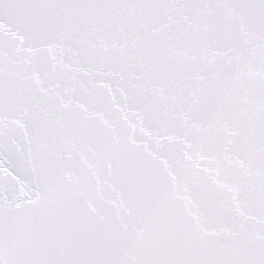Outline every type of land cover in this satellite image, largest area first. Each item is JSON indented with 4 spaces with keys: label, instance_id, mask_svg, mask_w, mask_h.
Masks as SVG:
<instances>
[{
    "label": "snow or ice",
    "instance_id": "obj_1",
    "mask_svg": "<svg viewBox=\"0 0 264 264\" xmlns=\"http://www.w3.org/2000/svg\"><path fill=\"white\" fill-rule=\"evenodd\" d=\"M0 264H264V0H0Z\"/></svg>",
    "mask_w": 264,
    "mask_h": 264
}]
</instances>
